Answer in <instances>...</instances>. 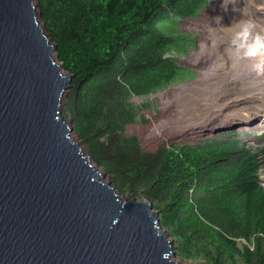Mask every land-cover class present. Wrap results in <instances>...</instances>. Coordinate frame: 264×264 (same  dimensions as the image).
<instances>
[{"label":"trees","instance_id":"1","mask_svg":"<svg viewBox=\"0 0 264 264\" xmlns=\"http://www.w3.org/2000/svg\"><path fill=\"white\" fill-rule=\"evenodd\" d=\"M57 56L74 80L64 119L113 186L147 199L192 264H264V140L234 126L192 142L146 150L129 127L146 122V99L198 77L181 58L197 52L183 33L212 0H37ZM239 128L243 130H239Z\"/></svg>","mask_w":264,"mask_h":264},{"label":"water","instance_id":"2","mask_svg":"<svg viewBox=\"0 0 264 264\" xmlns=\"http://www.w3.org/2000/svg\"><path fill=\"white\" fill-rule=\"evenodd\" d=\"M73 80L37 0H0V264H178L152 204L64 119Z\"/></svg>","mask_w":264,"mask_h":264},{"label":"rangeland","instance_id":"3","mask_svg":"<svg viewBox=\"0 0 264 264\" xmlns=\"http://www.w3.org/2000/svg\"><path fill=\"white\" fill-rule=\"evenodd\" d=\"M222 2L223 0H212L211 7L201 19L186 21L181 28L183 33L197 36V52L193 51L188 57L181 58V63L194 67L198 77L150 98L132 99L136 107L144 105L145 102L152 103L150 109L141 113L146 122H139L127 130L129 135L140 137L146 150L155 151L162 144L171 142H192L197 137L212 134L216 130L244 127L241 116L244 113L251 115V125L246 124L245 129L264 138V118L255 110V113L246 110L244 97L249 95H245L247 90L241 88L243 83L239 81L242 77L247 79L251 75V61L238 60L230 54L228 49L231 31L223 29L214 19L218 15L222 16L221 24L230 26L236 23V15L238 19L241 18V13L233 11L232 5H229L227 12L223 11L220 7ZM244 2L245 0H239L240 8H243ZM262 5L264 0H248L247 11L258 17V24L264 26V11L258 10V6ZM254 94L259 95L261 92ZM258 97L253 96L252 98L257 99L249 103L254 108L257 106ZM251 144L256 150H264V140L258 143L251 141ZM261 177L264 183V166ZM105 180L110 181V178L106 175ZM174 261L192 264L179 258Z\"/></svg>","mask_w":264,"mask_h":264},{"label":"clouds","instance_id":"4","mask_svg":"<svg viewBox=\"0 0 264 264\" xmlns=\"http://www.w3.org/2000/svg\"><path fill=\"white\" fill-rule=\"evenodd\" d=\"M229 5L233 6V11L241 13V18L235 24L223 26L221 24L223 17L219 15L214 17L216 23L223 29L231 31L228 51L238 60L251 61V71L257 77L264 78V26L249 15L248 0H245L243 8L239 7V0H223L220 7L227 12ZM258 10L264 11V5L258 6Z\"/></svg>","mask_w":264,"mask_h":264},{"label":"bare ground","instance_id":"5","mask_svg":"<svg viewBox=\"0 0 264 264\" xmlns=\"http://www.w3.org/2000/svg\"><path fill=\"white\" fill-rule=\"evenodd\" d=\"M251 2V1H250ZM251 4V3H250ZM249 4V9L251 7V5ZM248 9V8H247ZM251 10V9H250ZM251 17H253L254 19H257L253 13L249 14ZM236 18L237 20L238 19V16L236 15ZM248 18V17H247ZM260 18V16H259ZM259 19H257L258 21ZM264 20V18H263ZM264 23V21H262ZM229 36V35H228ZM250 62V61H248ZM245 63V62H244ZM251 65V64H250ZM241 66V65H240ZM248 67V66H247ZM251 67V66H250ZM243 69V68H242ZM238 70V69H237ZM236 70V72H237ZM241 70V69H240ZM241 73V72H240ZM242 74V73H241ZM237 75V74H236ZM249 80V81H248ZM239 81H241L243 83V86H241V88H243L244 90H247L246 91V94L245 95H249V96H245L244 98V101H245V105L247 106V109L248 111H252L255 110V112H257V114H262L261 116H263L264 118V78H260V77H257L255 75L254 72L251 73V75L249 76V78H244L242 77ZM248 81V83H246ZM256 92H261V94L259 95H255L254 93ZM245 93V92H244ZM242 95V94H241ZM240 96V95H239ZM253 96H256L259 98L258 100V103H257V106L254 108L252 107L249 103L250 101L254 100V99H257V98H252ZM243 101V100H242ZM254 106V105H253ZM220 107V106H219ZM221 109V108H220ZM253 112V113H255ZM250 115V114H249ZM247 113H244L242 114V119H243V122H244V127H247V125H251V115L249 116ZM247 124V125H246ZM178 264H183L182 262H178Z\"/></svg>","mask_w":264,"mask_h":264}]
</instances>
